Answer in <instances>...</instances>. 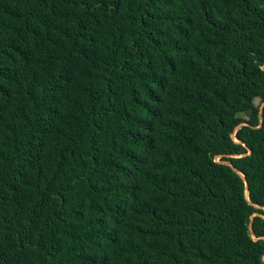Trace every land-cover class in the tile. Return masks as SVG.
I'll use <instances>...</instances> for the list:
<instances>
[{
    "label": "trees",
    "instance_id": "1",
    "mask_svg": "<svg viewBox=\"0 0 264 264\" xmlns=\"http://www.w3.org/2000/svg\"><path fill=\"white\" fill-rule=\"evenodd\" d=\"M0 264H264V0H0Z\"/></svg>",
    "mask_w": 264,
    "mask_h": 264
},
{
    "label": "rangeland",
    "instance_id": "2",
    "mask_svg": "<svg viewBox=\"0 0 264 264\" xmlns=\"http://www.w3.org/2000/svg\"><path fill=\"white\" fill-rule=\"evenodd\" d=\"M254 105L258 108V111H261L262 104L260 103L259 99L254 100ZM239 118H241L244 121H247L250 117L249 112L240 113L237 115Z\"/></svg>",
    "mask_w": 264,
    "mask_h": 264
}]
</instances>
